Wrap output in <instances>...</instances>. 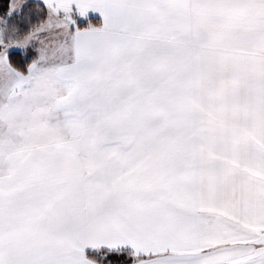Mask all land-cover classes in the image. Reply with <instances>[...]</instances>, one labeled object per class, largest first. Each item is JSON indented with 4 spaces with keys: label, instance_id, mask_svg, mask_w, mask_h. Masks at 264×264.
<instances>
[{
    "label": "snow or ice",
    "instance_id": "snow-or-ice-1",
    "mask_svg": "<svg viewBox=\"0 0 264 264\" xmlns=\"http://www.w3.org/2000/svg\"><path fill=\"white\" fill-rule=\"evenodd\" d=\"M0 264H264V0H0Z\"/></svg>",
    "mask_w": 264,
    "mask_h": 264
}]
</instances>
